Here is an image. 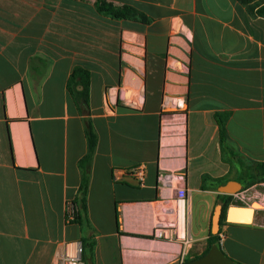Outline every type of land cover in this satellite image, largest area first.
<instances>
[{"label":"crops","instance_id":"crops-1","mask_svg":"<svg viewBox=\"0 0 264 264\" xmlns=\"http://www.w3.org/2000/svg\"><path fill=\"white\" fill-rule=\"evenodd\" d=\"M100 1L146 21L101 13ZM75 68L89 73L87 105L67 91ZM171 96L185 103L172 146ZM87 126L96 145L84 160ZM260 161L264 18L236 0H0V264H55L66 243L85 264H264V209L211 239L199 204L218 194L203 176L241 182ZM138 164L143 185L114 179ZM85 176L84 209L67 223Z\"/></svg>","mask_w":264,"mask_h":264},{"label":"trees","instance_id":"trees-1","mask_svg":"<svg viewBox=\"0 0 264 264\" xmlns=\"http://www.w3.org/2000/svg\"><path fill=\"white\" fill-rule=\"evenodd\" d=\"M238 3L243 5L247 10L248 14L253 17H263L264 18V0H236ZM97 9L99 12L111 15L115 18H132L146 21V18L138 11L131 9L130 7L120 5L113 6L110 3L100 1L97 4ZM88 85H89V73L82 68H75L71 72L67 80V91L75 103H80L87 105L88 102ZM77 87H81V90H77ZM217 124L219 127V141L221 146L222 155L227 156L228 159L236 157V155L231 151L226 143V135L224 129V119L220 116H216ZM87 143H88V154L84 157V160H88L94 150L96 145V136L92 132L91 128L87 126ZM210 181V184L206 185V181ZM227 178H209L206 176L202 177L201 189L216 190L219 185L226 183ZM240 183L244 188H247L253 184L264 182V161L255 162L251 165L249 173L246 175L245 179L241 178ZM87 180L86 176L83 177L82 183L79 189V199L75 203L78 204L79 210L84 209V199L86 193ZM217 196L224 200V203H228L230 200L229 195L217 194ZM224 203H222V214L220 217L219 224L225 222V209ZM79 213V212H78ZM211 239L217 238V234H210Z\"/></svg>","mask_w":264,"mask_h":264},{"label":"rangeland","instance_id":"rangeland-1","mask_svg":"<svg viewBox=\"0 0 264 264\" xmlns=\"http://www.w3.org/2000/svg\"><path fill=\"white\" fill-rule=\"evenodd\" d=\"M175 29L177 30L175 32L186 33L185 29L181 25H177L175 27ZM179 104L182 106H179ZM184 109H185V103L182 101V99H177L176 97H172V96L165 99V104H164L163 110H164V114L168 116L167 120L171 124H169V126L164 125V130H165V128L172 130V131H169L167 133V134H169L167 136V139L170 142L169 145H171V146L175 145V144L177 145L178 142L180 143L183 141L184 129H183V132L181 131V133L176 132V126H177L176 120L182 119L184 122V117H183ZM183 122L181 123V126L184 128ZM174 125H175V127H174ZM178 137H179V139H178ZM171 146H170V148H171ZM250 187H247L244 189L242 187V189L238 193H236L235 195H230V200L226 204L224 203V200L219 198L218 196H216L217 198H215L213 203L211 202L210 198H203V200L199 203L201 205L200 209H201V211H204L205 209L203 208V206L205 207L208 204L209 205L208 213L209 212L212 213L213 208H214L213 206L215 204L224 203L225 207H227V206L248 207L253 202H257L261 205L260 208L258 207L255 210L264 209V186L258 185L255 189H253V191H251L252 193L256 192L257 190H259L261 192V196H256V197L249 195L247 189ZM222 224H223V222L221 223V225Z\"/></svg>","mask_w":264,"mask_h":264},{"label":"built area","instance_id":"built-area-1","mask_svg":"<svg viewBox=\"0 0 264 264\" xmlns=\"http://www.w3.org/2000/svg\"><path fill=\"white\" fill-rule=\"evenodd\" d=\"M111 101L115 103L118 100V97L115 93L111 92ZM121 100L122 96L119 95ZM146 166L144 164H138L132 168L115 171L113 174L114 179L122 178L123 176H127L132 178L137 182L138 185H143L144 176H145ZM182 203V200L177 201V205L179 206ZM79 212V206L77 203L72 201H67L64 204V219L67 223L74 222L77 218ZM64 253L57 259L55 264H85L82 260V246L79 243H66L65 244Z\"/></svg>","mask_w":264,"mask_h":264},{"label":"water","instance_id":"water-1","mask_svg":"<svg viewBox=\"0 0 264 264\" xmlns=\"http://www.w3.org/2000/svg\"><path fill=\"white\" fill-rule=\"evenodd\" d=\"M242 189V185L239 181L229 180L226 183L219 185L216 188L218 194L223 195H235ZM260 208L261 205L257 202H253L248 207L227 206L225 209V221L229 223H250L253 217L254 210ZM241 210L246 211L242 213ZM222 204H215L211 218H210V232L215 234L219 229V221L222 214Z\"/></svg>","mask_w":264,"mask_h":264},{"label":"bare ground","instance_id":"bare-ground-1","mask_svg":"<svg viewBox=\"0 0 264 264\" xmlns=\"http://www.w3.org/2000/svg\"><path fill=\"white\" fill-rule=\"evenodd\" d=\"M179 106H182V105H180L179 104ZM177 122V126H176V132H178V133H181V131L183 132V127L181 126V123L183 122V120L182 119H178V120H176ZM169 124H171L169 121L167 122V125L169 126ZM174 127H175V125H174ZM169 128V127H168ZM174 130V129H173ZM165 131L166 132H169V131H172V130H169V129H167V128H165ZM177 136V135H176ZM176 138V137H175ZM182 138V137H181ZM178 139H179V137H178ZM174 142V141H173ZM176 145V144H175ZM180 146V145H179ZM177 147V146H176ZM177 150V149H176ZM175 150V151H176ZM178 154V153H177ZM180 155V154H179ZM181 158V157H180ZM238 207V206H237ZM178 211H179V216L178 217H180V219H181V215H182V205L180 204L179 205V207H178ZM242 211V213H246V211H244V210H241ZM180 219L178 220V221H180Z\"/></svg>","mask_w":264,"mask_h":264},{"label":"flooded vegetation","instance_id":"flooded-vegetation-1","mask_svg":"<svg viewBox=\"0 0 264 264\" xmlns=\"http://www.w3.org/2000/svg\"><path fill=\"white\" fill-rule=\"evenodd\" d=\"M223 206V205H222Z\"/></svg>","mask_w":264,"mask_h":264}]
</instances>
